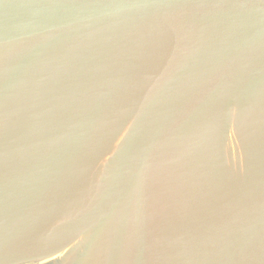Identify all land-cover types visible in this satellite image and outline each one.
I'll use <instances>...</instances> for the list:
<instances>
[{
    "label": "water",
    "instance_id": "water-1",
    "mask_svg": "<svg viewBox=\"0 0 264 264\" xmlns=\"http://www.w3.org/2000/svg\"><path fill=\"white\" fill-rule=\"evenodd\" d=\"M0 264H264V0H0Z\"/></svg>",
    "mask_w": 264,
    "mask_h": 264
}]
</instances>
